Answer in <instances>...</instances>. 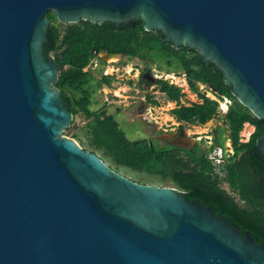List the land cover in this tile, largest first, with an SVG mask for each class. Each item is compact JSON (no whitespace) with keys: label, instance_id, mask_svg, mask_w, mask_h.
Returning a JSON list of instances; mask_svg holds the SVG:
<instances>
[{"label":"water","instance_id":"water-1","mask_svg":"<svg viewBox=\"0 0 264 264\" xmlns=\"http://www.w3.org/2000/svg\"><path fill=\"white\" fill-rule=\"evenodd\" d=\"M51 11L64 24L141 17L176 48L198 49L264 119V0H0V264H264V243L212 207L137 182L62 135L76 120L44 54ZM229 140L220 125L224 159Z\"/></svg>","mask_w":264,"mask_h":264},{"label":"trees","instance_id":"trees-1","mask_svg":"<svg viewBox=\"0 0 264 264\" xmlns=\"http://www.w3.org/2000/svg\"><path fill=\"white\" fill-rule=\"evenodd\" d=\"M48 17L52 44H45L44 54L53 53L60 66L56 86L70 111L74 115L82 112L90 119L85 128L89 144L95 148L93 152L100 150L101 157L109 161L110 166L115 164L160 175L180 188L188 199L212 206L217 214L230 218L241 229L249 230L257 242L264 243V155L255 154L256 141L264 134V119L255 116L237 99L232 84L225 82L224 71L204 61L198 49H188L185 45L176 48L172 42L165 41L161 29L147 31L141 17L129 23L105 21L102 24L90 19L64 24L52 11ZM101 49L151 61L155 60L151 58L155 55L167 64V73H177V69H181L191 89L203 101L178 104L171 109L177 121L205 124L219 113L218 100L201 92L198 83L207 85L220 99L232 101L225 117L234 153L225 163L224 180L239 194L238 199L223 186V178L220 180L214 175L215 166L197 147L181 152L172 145L159 146L152 139L131 140L113 114L105 109L90 108L93 77L84 68L97 56L93 50ZM158 69L162 70V65L159 64ZM157 82L169 100L180 102L184 96L180 86L164 78H158ZM102 83L110 84V77L105 75L97 86ZM148 101L158 104L152 95H148ZM245 123L252 124L255 129L248 141H241L240 132ZM74 137L83 143L77 133Z\"/></svg>","mask_w":264,"mask_h":264},{"label":"rangeland","instance_id":"rangeland-1","mask_svg":"<svg viewBox=\"0 0 264 264\" xmlns=\"http://www.w3.org/2000/svg\"><path fill=\"white\" fill-rule=\"evenodd\" d=\"M51 55L54 57L53 53ZM151 58L155 60H144L139 57L131 58L123 55L120 59L116 57L110 58L109 60H103L99 55L94 57L84 68L85 71L89 70L93 77V102L90 108L92 110H101L104 108L108 114H113L119 122L120 127L131 140L147 138L152 139L155 144L159 142L163 144L165 143L164 141H168L170 137L176 135L178 133L176 130L178 129V124L181 123L183 125L181 129L182 136L189 141L188 143H181L183 145L182 147H192L196 140L194 136L204 135L217 125L224 123V120H226L225 113L228 111L232 101L225 98L220 99L207 88V85L198 83L201 92H204L210 98L218 100L219 113L205 124H190L177 121L171 114V109L177 105L176 101L169 100L166 93L160 92V90L153 92L154 89L152 86L147 87L145 82L150 81L154 83L158 78H164L170 83L180 86L184 92V96L180 101L184 105H190L193 102H202L203 99L191 89L187 77L181 69H177V73H167L168 67L164 61H159V58L155 55L151 56ZM159 64L162 65V70L158 69ZM171 74L176 75L178 80L171 78ZM105 75L110 77V84L102 83L101 86H97L98 83L103 82ZM151 92L158 101L157 105L145 101L146 94ZM142 102L146 103V109L144 112H139L138 105ZM225 106L226 108H224ZM75 120L76 126L65 129L62 135L74 138L84 149L93 152L95 148L89 144V138H87L85 128L86 123L90 119L84 113L79 112L75 115ZM246 124L248 123L244 124L240 132L241 141H248L251 133L255 129L252 124L249 123L248 126ZM75 133L82 138L83 143L74 137ZM157 135L159 136L157 137ZM174 141L177 142V140ZM201 144L206 145L205 142H201ZM227 145L230 149L229 151L232 152L231 139ZM95 153L100 157L102 156L100 150H96ZM211 154H214V150H212ZM104 160L110 165L109 161ZM111 166L137 182L159 186H173L171 182L163 180L157 174L132 170L124 166L117 167L115 164Z\"/></svg>","mask_w":264,"mask_h":264},{"label":"flooded vegetation","instance_id":"flooded-vegetation-1","mask_svg":"<svg viewBox=\"0 0 264 264\" xmlns=\"http://www.w3.org/2000/svg\"><path fill=\"white\" fill-rule=\"evenodd\" d=\"M123 56H126V55H123ZM140 75H141V73H140ZM145 85H146L147 87L152 86V88L154 89L153 92H156L155 90H160V86H161L157 81H155L154 83H152V82H150V81H147V82H145ZM160 92H162V91L160 90ZM163 93H164V92H163ZM148 95H152L153 99H155V98H154L155 95H153L152 92H151V93H147V94H146V98H145V101H146L147 103L149 102V101H148ZM166 95H167V94H166ZM155 100H157V99H155ZM149 103H151V102H149ZM176 103H177V105H178V104H181V101H180L179 103L176 101ZM145 105H146V103H143V102L140 103V104L138 105L139 112H144V110L146 109ZM154 105H155V104H154ZM177 105H176V106H177ZM103 109H104V108H103ZM103 109H101V110H103ZM179 122H180V121H179ZM226 122H227V121H226ZM222 124H225V125L227 126L228 138L230 139V137H229V129H228L229 126H228V123H222ZM222 124L217 125L216 127H214L212 130L208 131V133H206V134H204V135L194 136V137H196V140L194 141L192 147H191V146L182 147V146H179L177 143H180V142H181V143H188L189 141H188L185 137L182 136L181 129L183 128V125H182L181 123H179V124H178V129H176V130L178 131V133H177L176 135H174L173 137H170L168 141H164L165 143H163V144H160V142H159L158 145H159V146H169V145H172V146H175V148H177V149L180 150L181 152H190L191 150H193L194 148L197 147V149H200L201 151H203V153H204V154L207 156V158L209 159V155H211L212 150H214V149L218 146V145L216 144V130H217V128H218L220 125H222ZM177 131H176V132H177ZM180 132H181V134H180ZM251 134H252V133H251ZM158 136H159V135H157V137H158ZM250 136H251V135H250ZM249 139H250V137H249ZM249 139H248V140H249ZM160 140L163 141L162 139H160ZM174 140H177V142L173 143ZM179 141H180V142H179ZM201 142H205L206 145L201 144ZM232 148H233V146H232ZM229 150H230V149H229ZM233 153H234V149L232 150V152L229 151V153H228L229 156H228L227 159H224V158L222 157V162L219 164L218 169H217V172L214 170V175H217V176L219 177L220 180L223 178V181H224V182H223V186H224L225 188H227V189L229 190V192H230L233 196L237 197V199H238V198H239V194L229 186V183H228L226 180H224L225 173H226V171H225V163L228 162L229 158L231 157V155H233ZM209 160H210V159H209ZM210 161H211V160H210ZM211 162H212V161H211ZM241 204L245 205L243 202H241ZM210 207H212V206H210ZM212 208H213V207H212ZM213 209H214V208H213ZM214 211H215V209H214ZM215 213L217 214L216 211H215ZM218 215H219V214H218ZM219 216H221V215H219ZM222 217L227 218L228 221H229L232 225H234L235 227H237L238 229H240L241 232L243 233V235L251 234L249 230L241 229L240 226L237 225L234 221L230 220V218H228V217H226V216H222ZM251 235H252V234H251ZM252 236H253V235H252ZM253 237H254V236H253ZM256 242H257V241H256ZM258 243H259V242H258Z\"/></svg>","mask_w":264,"mask_h":264},{"label":"built area","instance_id":"built-area-1","mask_svg":"<svg viewBox=\"0 0 264 264\" xmlns=\"http://www.w3.org/2000/svg\"><path fill=\"white\" fill-rule=\"evenodd\" d=\"M50 56L53 57L52 55ZM209 159L212 161L213 165L215 166V171L217 172L218 166L222 162V148L217 146L214 149V154L209 155Z\"/></svg>","mask_w":264,"mask_h":264},{"label":"bare ground","instance_id":"bare-ground-1","mask_svg":"<svg viewBox=\"0 0 264 264\" xmlns=\"http://www.w3.org/2000/svg\"><path fill=\"white\" fill-rule=\"evenodd\" d=\"M170 77H171V78H174V79H177V76H176V75H173V74H171V75H170ZM177 80H178V79H177ZM224 108H226V106H225ZM246 125L248 126V125H249V123H248V124H246ZM227 143H228V142H227Z\"/></svg>","mask_w":264,"mask_h":264},{"label":"clouds","instance_id":"clouds-1","mask_svg":"<svg viewBox=\"0 0 264 264\" xmlns=\"http://www.w3.org/2000/svg\"><path fill=\"white\" fill-rule=\"evenodd\" d=\"M226 99V98H225Z\"/></svg>","mask_w":264,"mask_h":264}]
</instances>
